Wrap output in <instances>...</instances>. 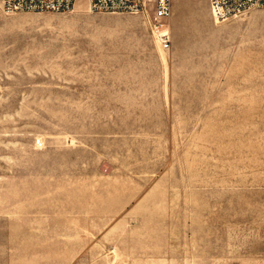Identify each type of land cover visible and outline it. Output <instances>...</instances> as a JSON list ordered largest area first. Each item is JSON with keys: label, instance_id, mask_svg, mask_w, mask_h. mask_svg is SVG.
<instances>
[{"label": "rangeland", "instance_id": "374dc122", "mask_svg": "<svg viewBox=\"0 0 264 264\" xmlns=\"http://www.w3.org/2000/svg\"><path fill=\"white\" fill-rule=\"evenodd\" d=\"M150 17L0 5V264H264V8Z\"/></svg>", "mask_w": 264, "mask_h": 264}, {"label": "built area", "instance_id": "2783aa9c", "mask_svg": "<svg viewBox=\"0 0 264 264\" xmlns=\"http://www.w3.org/2000/svg\"><path fill=\"white\" fill-rule=\"evenodd\" d=\"M90 13L136 15L151 9L150 28L157 45L167 50L169 33L166 21L171 14V0H84ZM216 23L239 17L252 9L264 8V0H207ZM76 0H0L6 16L20 13H70Z\"/></svg>", "mask_w": 264, "mask_h": 264}]
</instances>
